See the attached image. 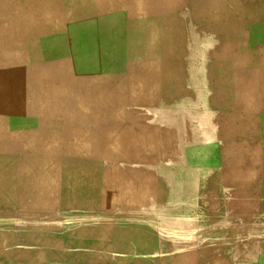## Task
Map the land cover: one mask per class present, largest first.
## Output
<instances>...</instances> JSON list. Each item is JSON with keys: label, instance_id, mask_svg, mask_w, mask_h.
Returning <instances> with one entry per match:
<instances>
[{"label": "bare ground", "instance_id": "6f19581e", "mask_svg": "<svg viewBox=\"0 0 264 264\" xmlns=\"http://www.w3.org/2000/svg\"><path fill=\"white\" fill-rule=\"evenodd\" d=\"M34 1L5 0L0 9V160H8L0 162V197L8 201L0 203V264H227V256L225 262L216 254H205L202 262L192 237L147 224L163 217H198L183 213L191 210L210 215L224 204L241 214L239 227L229 231L232 260L264 264V223L250 217L263 205L264 175L258 185L232 181L239 185L232 192L216 179L219 169L204 162L207 174L185 181L193 208L174 199V204L156 203L153 210L148 209L153 200L146 196L147 182L116 178L141 170L172 178L201 171V164L180 165L190 149L179 134L166 143L162 134L146 133L144 141L143 136L138 140L141 133L137 138L127 130L132 124L167 123L166 106L195 104L200 95L211 106L236 113L239 130L256 120L264 123L261 78L253 79L258 71L250 74L251 81H242L246 67L253 65L244 61L252 60L254 52L219 41L227 32L217 15L222 7L209 19L218 30L217 43L197 49L201 60L212 63L199 70L187 61L192 51L184 45L188 36L179 37L176 17L123 18V0ZM234 58L238 63L229 69ZM168 123L177 128L181 118ZM27 129L37 133L14 134ZM243 140L264 153V133L254 131ZM200 143L198 155L205 157ZM253 153L260 159L258 151ZM157 155H168V166L148 165ZM18 172L26 179L23 186ZM175 182H169V193ZM31 188L37 190V212L25 208L20 215L19 189ZM36 222L42 227L34 231L17 228ZM57 228L59 240L54 239ZM29 239L32 246L20 253L17 244Z\"/></svg>", "mask_w": 264, "mask_h": 264}, {"label": "rangeland", "instance_id": "374dc122", "mask_svg": "<svg viewBox=\"0 0 264 264\" xmlns=\"http://www.w3.org/2000/svg\"><path fill=\"white\" fill-rule=\"evenodd\" d=\"M15 1H17L16 3H20L19 0H14V2ZM34 2V0H30V4ZM122 4L126 9L120 13L123 18L131 17L143 19L157 17L158 15L164 16L166 21L169 20L171 16L178 18L179 26L182 28L180 29L181 33L179 37L184 39L188 36V38L186 37L184 40V45L188 48V51H192V53H190L191 57H189L187 61L196 65L199 70H203V67H206L204 63H212L210 59L205 61L201 60L197 56V49L203 47L209 42H212L213 45L217 43L216 31L218 30L214 28L213 23H211L209 19L211 18V15H213L212 11L217 8V6H221L223 11L217 13V15H221L220 18L224 20L222 22L227 24V32L226 34L225 32L222 33L225 35H220L219 41L225 39L226 41L234 43L235 48L240 44L239 46L244 50H253L254 58L249 61H244V63H253V65L249 64L248 67H246L247 72L242 81H251L250 74L253 75L254 73L252 72L255 69L258 72L253 75V79L261 78L259 80L264 91V0H123ZM6 5L5 0H0V9L4 8ZM30 14L32 13L28 11L27 16H31ZM23 19L27 18L24 17ZM186 22L187 25L185 26ZM194 50H196L195 54ZM257 57H262V61H257L255 59ZM168 59L169 57L166 59L167 62ZM125 63V68H127L129 65L128 60L125 61ZM135 63L138 62L136 61ZM228 63L230 65L229 69H231L235 63H238V61L234 58L229 60ZM137 65L138 64L134 65V68H136ZM226 80L227 82H231L230 78H226ZM263 94L264 93L261 95ZM197 100L198 101L195 104L176 103L169 107L166 106L164 110H166L167 113L165 118L167 123L163 122L161 125L156 126V124H151L150 122L149 126L135 124L127 126V130L132 132L133 135L135 134L137 138L139 136L138 134L141 133L138 140L143 136L144 141L145 134L149 132L152 133V136L162 134L165 137L164 142L166 143L169 140V136L179 134L182 137V140L185 141L187 151L190 149V151H188L189 155L187 158H184V162H181L180 165L184 166L185 163L201 164V171L187 175L188 177H185V175L182 174L177 178H172L164 175L162 172H144L142 170L141 173H125V175L119 173L116 174V178L125 176L131 179L138 178L141 181L147 182L148 187L146 186V196L153 200V206L149 207V210L156 208V203L159 202L160 204H174V202H176L174 199L186 209L193 208L192 205H189L190 199L187 197V193L191 194V189L185 181H189L194 177L197 179L205 176L207 174L206 169L209 167H203L202 165L205 164L204 162L216 166L217 169H219V171L217 170L218 177L216 179L220 181L219 184H221V186H226L232 192L239 191V185H233L234 182L232 181H238L235 183H240L242 180H247V184L258 185L261 184V181L263 180L264 174L262 172V166L264 160H261V158H264V153L261 151L262 148L257 146H247L243 138L245 134L254 131L256 133H264V123H258L256 120L255 124L248 127V129L239 130L235 127L236 124H234V119L238 118L236 113L230 111L227 112L220 107L211 106L206 97L199 95ZM178 117L181 118V123L178 125L179 127H173L172 123H168V121L176 120ZM254 118L256 119V116ZM199 120L204 121L199 123ZM210 120L212 123L208 122ZM47 130L53 132L52 130H54V128H46V131ZM185 131L195 133L196 137L190 134L189 136ZM25 132L36 134L37 130H20L14 132V134H23ZM147 140L148 142H151V144H154L155 140L153 137H147ZM135 141H133L134 144H136ZM199 142L202 143L200 144L203 147H206L203 148V150H205L204 152H206L205 157L198 155V150L200 148L198 146ZM255 151H258L257 157L260 158L258 160H255L254 158L253 152ZM168 155L152 156L149 158L148 165L153 166V164H158V166H161L163 164V167L164 165H167L170 160ZM6 161L8 160H0V162L5 163ZM135 161L143 162L145 159L137 158ZM17 175L20 176L17 177V181L23 186L26 179L20 172H18ZM171 180L176 181L174 184L175 190L169 193L167 190ZM182 193L186 194L183 195ZM259 193L260 198L262 199L264 197V192L260 191ZM19 195L20 197L17 201V205L22 210H18L16 213L21 215V213H24L23 209L25 208H29L32 212H37V204H35L37 201L36 189H19ZM220 196L226 195L221 192ZM224 198L226 197H223V200ZM12 201L16 203V200ZM230 201L233 202V199ZM147 202L151 203V200H147ZM0 203L7 204L8 201L6 199H1L0 197ZM227 207L228 206L224 204L219 212L210 215H206L208 213L205 214L204 211L191 210L183 213L191 215L197 214L198 217H163L157 218L155 223L147 222V224L153 225V227H162L169 232L183 234L189 238L192 237L194 242L196 241L195 251L197 255H201V258L203 259L202 262H205V254H216L220 256L223 261H225V257L227 256V264H232V261L234 264H248V260H245L242 263H240L239 260H232L235 253V246L229 236V231L233 228L239 227L240 224L238 221L241 214L239 215L236 212L233 213ZM57 209L58 208H55L54 210ZM251 209H255V206H252ZM120 210L123 211L124 209L121 208ZM128 214L132 213L129 212ZM250 217L254 221H258V223L256 222L257 224L264 223V202L260 209L255 210ZM262 226H264V224H262ZM37 227L41 228L42 225L37 224V222L17 224V228H28L32 229V231L35 230L33 228ZM54 236V239L59 240L61 238V229L57 228ZM31 242L32 240L29 239L28 242H20L16 247L20 248V253H23L26 252L25 250L30 245L32 246ZM21 248H24V251ZM261 261L262 260H260V262Z\"/></svg>", "mask_w": 264, "mask_h": 264}]
</instances>
